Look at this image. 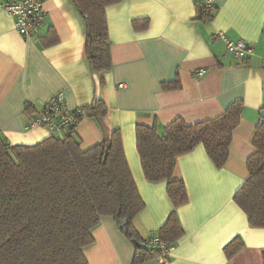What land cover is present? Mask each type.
I'll list each match as a JSON object with an SVG mask.
<instances>
[{"label": "crops", "instance_id": "0c3cea01", "mask_svg": "<svg viewBox=\"0 0 264 264\" xmlns=\"http://www.w3.org/2000/svg\"><path fill=\"white\" fill-rule=\"evenodd\" d=\"M8 1L0 0V133L11 145H35L58 135L45 128L26 130V121L58 95L64 96L67 111L104 101L108 114L100 120L84 117L76 136L86 151L120 130L145 203L135 220L143 239L152 237L175 208L167 182L145 178L136 126L156 119L163 130L177 118L193 125L243 102L224 167H216L202 145L177 159L173 178L185 183L188 202L175 209L184 234L172 245L168 264H263L264 228L250 226L234 195L249 177L247 159L255 151L251 139L264 106V0H213L217 11L208 22L197 18L196 0H124L108 6L113 67L100 74L87 58L86 25L71 0L45 1L44 26L35 39L16 31L3 7ZM139 19L149 20L146 29L134 28ZM50 30L58 42L45 47L40 38ZM220 33L251 44L254 55L235 60ZM200 69L205 73L196 76ZM176 80L181 89L162 87ZM92 234L94 244L84 249L89 264H132L134 243L113 217L103 216ZM236 237L244 246L228 258L224 248Z\"/></svg>", "mask_w": 264, "mask_h": 264}, {"label": "trees", "instance_id": "16d2710c", "mask_svg": "<svg viewBox=\"0 0 264 264\" xmlns=\"http://www.w3.org/2000/svg\"><path fill=\"white\" fill-rule=\"evenodd\" d=\"M86 25V55L97 74L113 67L106 8L124 0H71ZM197 18L211 21L217 7L196 0ZM149 20H136V30ZM43 46L58 42L54 31L40 38ZM104 84V81H101ZM165 90L182 88L179 80L163 83ZM30 109V105L26 106ZM85 117L100 120L108 114L102 100L82 108ZM244 104L236 101L224 112L193 125L177 118L163 130L154 119L151 125L136 126V147L147 181L167 182V194L175 209L188 202L182 180L173 178L177 159L202 145L216 167L228 161L234 132L242 121ZM264 110V106L262 108ZM255 151L247 159L249 177L235 193L250 226L264 228V118L255 126ZM145 208L126 159L122 134L115 130L109 139L84 151L70 129L35 145H11L0 133V264H89L84 249L94 244L93 230L103 216L113 217L123 234L134 243L132 264L158 258L140 237L135 220ZM152 236L161 245L172 246L184 234L176 210ZM127 220L125 225H121ZM244 244L234 238L224 248L228 258ZM264 264V249L262 250Z\"/></svg>", "mask_w": 264, "mask_h": 264}, {"label": "built area", "instance_id": "2783aa9c", "mask_svg": "<svg viewBox=\"0 0 264 264\" xmlns=\"http://www.w3.org/2000/svg\"><path fill=\"white\" fill-rule=\"evenodd\" d=\"M46 0H10L3 5L4 9L14 18L16 31L26 39H35L40 36L45 22L46 11L44 3ZM205 4L210 6L213 0H205ZM225 43V48L237 61H247L254 55V47L244 40L232 41L220 33L219 35ZM203 69L196 70V76H202ZM122 87V86H120ZM64 96L62 94L47 103L39 114L26 121L25 129L45 128L54 135L62 136L70 129H76L80 121L85 117L82 108L75 111L64 109ZM159 246L162 253L158 256V264H168L172 246L160 244L159 238L150 237L147 240V247L154 251Z\"/></svg>", "mask_w": 264, "mask_h": 264}, {"label": "water", "instance_id": "95a60500", "mask_svg": "<svg viewBox=\"0 0 264 264\" xmlns=\"http://www.w3.org/2000/svg\"><path fill=\"white\" fill-rule=\"evenodd\" d=\"M261 116L264 118V110L261 111ZM127 223V220H123L121 222V225H125Z\"/></svg>", "mask_w": 264, "mask_h": 264}]
</instances>
